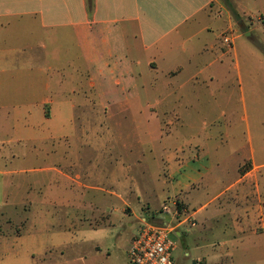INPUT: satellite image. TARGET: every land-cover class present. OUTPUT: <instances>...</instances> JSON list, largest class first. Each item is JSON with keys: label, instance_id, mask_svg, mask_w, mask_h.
Returning <instances> with one entry per match:
<instances>
[{"label": "rangeland", "instance_id": "rangeland-1", "mask_svg": "<svg viewBox=\"0 0 264 264\" xmlns=\"http://www.w3.org/2000/svg\"><path fill=\"white\" fill-rule=\"evenodd\" d=\"M219 1L230 12L219 11L222 19L213 25L212 38L219 39L222 33L223 48L230 51L234 39L249 30V20L231 16V0ZM198 5V1L192 4L195 8ZM145 9L142 24L156 22L150 6ZM165 10L158 14L160 30H165V23L161 22ZM203 16L204 13L200 14L198 20L204 22ZM226 16H231L230 24ZM205 36L200 34L187 44L190 51L185 55L192 63L187 79L201 69L204 59L196 51ZM226 36L233 40L231 47L223 41ZM129 38L132 44L138 42L135 34H129ZM179 43L174 44L176 52L184 55L185 48ZM241 43L245 46L251 42L243 36L238 40L243 61L250 62L252 58L243 51ZM17 45L19 41L9 33L0 38V264H44L41 253L49 245L45 242L46 234L53 232L61 233L64 243L53 251L54 256L61 258V264H73L71 260L80 255L94 253L97 244L89 241L88 229L82 226L97 225L104 216L110 222L116 221L119 213L112 215L106 209L123 205L121 200L139 209L138 214L142 208L143 215L164 218L159 208L173 195L165 157L172 148L190 139L199 138L209 152L204 163L214 165L212 180L213 176H224V186L238 173L253 171L257 184L264 190V82L262 77L251 81L244 68L247 89L243 94L232 62L234 57L227 58V65L202 70L197 75L201 83L187 85L180 99L173 95L157 105V93L150 85L155 75L149 66L152 51L136 53L138 64L117 69L121 88L116 93L107 88L99 101L96 89L88 87L86 79V71L98 75V69L88 68L75 39L61 36L47 51L35 48L25 55H11L9 51H15ZM255 72L261 76L264 68L257 66ZM205 80L209 86L203 88ZM254 87L256 91L252 92ZM127 95L133 101L139 99L133 111L122 106ZM49 99L62 105L44 104ZM71 105L73 117L67 114ZM176 105L184 121L178 129L175 127L181 124V118L173 116L172 110ZM42 108L47 117L53 108L62 109L64 114L55 113L47 120ZM172 130L174 134L170 135ZM94 143L99 148L91 149ZM253 150L256 164L251 161ZM186 152L189 160L196 161L197 149L187 148ZM71 160L78 161L77 170L70 168ZM53 169L72 175L78 171L85 185L113 187L123 199L82 188ZM90 170L94 176L88 179L86 173ZM206 183L207 179L203 180L201 191L206 190ZM120 184L125 187L123 190L118 188ZM110 229L114 236L107 241L108 246L112 243L113 259L117 257V264H128L127 230ZM137 231L134 228L131 233L136 235ZM171 237L179 242L174 264H183L184 260L192 264L190 258L184 257L185 248L180 240L174 234ZM255 248L253 256H238V263L264 264V248Z\"/></svg>", "mask_w": 264, "mask_h": 264}, {"label": "crops", "instance_id": "crops-1", "mask_svg": "<svg viewBox=\"0 0 264 264\" xmlns=\"http://www.w3.org/2000/svg\"><path fill=\"white\" fill-rule=\"evenodd\" d=\"M197 1L199 5L195 8L192 4H196ZM231 4L234 8L232 12L237 14L238 19L248 18L249 30L234 39L230 51L223 48L222 33L218 35L219 39L212 38L215 34L213 25L222 19L219 11L228 12L219 0H0V38L9 33L19 41L15 51H9L11 55L15 53L25 55L30 49L35 48L47 51L51 44L58 43L61 36L75 39L88 68L98 69V75H93L90 70L86 71L88 74L86 79L88 87L96 89L99 101L107 88L113 92L121 88L122 84L116 70L138 64L140 59L136 53L149 51L154 54L149 61V66L155 71L150 85L157 93L155 96L157 105L173 95L180 99L182 90L187 85L201 83L197 75H201L202 70L215 65H227L229 63L227 58L230 56L235 58L232 62L237 72V81L242 93L245 94L247 84L244 68L247 69L246 76H249L251 81L256 82L262 77L264 82V72L261 76L255 72L257 66L264 68V0H231ZM147 5L150 6L151 13H155L156 22L151 20L150 24H142ZM164 8L166 14L162 16L161 22L165 23V30H160L158 14ZM202 13L204 22L203 19L198 20ZM231 16L233 17L232 13ZM231 16H226L227 24L231 23ZM196 21L199 22L192 25ZM129 34H135L138 42L130 43ZM200 34L206 35V38L196 53L204 61L200 64L201 69L198 73L187 79L186 75L192 65L190 58L185 55L190 51L187 44ZM242 36L251 42L245 46L240 44L243 51L252 58L246 63L238 46V40ZM178 37L182 38L179 40ZM187 37L189 38L183 39ZM180 41V46L185 48L182 50L184 55L177 53V48L174 47V44ZM1 63L0 60V65ZM206 82L203 81L204 86L201 87H208L209 84ZM121 91L123 93L125 89L122 88ZM255 91V87L252 88V92ZM124 97L126 101L122 105L123 108L135 110L139 99L133 101L129 95ZM47 103L53 106L62 105L53 99L47 100L44 104ZM73 107L71 105V110H67L70 117L74 115ZM177 108L178 105L172 109L173 116L181 118V124L176 126V129L184 126L181 111H177ZM42 110L47 120L53 118L55 113L60 116L64 114L62 109L53 108L49 110L50 116L47 117L45 108ZM173 134L172 130L170 135ZM90 147L93 150L99 148L98 143ZM191 147L197 149L199 153L196 161L188 158L186 149ZM171 150L173 151L167 153L165 157L170 170L169 180L172 183L173 194L168 201L177 202L176 211L179 213L177 216H166L161 213V206L165 201L159 208V214L164 218H159L155 214L143 215L142 208L138 214L139 209L132 207L126 200H121L123 198L113 187L104 189L85 185L81 182L84 177L78 171L72 175L59 169L52 170L82 188L99 191L106 196L120 199L123 203L106 209L112 215L119 213L116 220L118 223L110 222L108 216H104L97 225L90 223L87 227L82 226L88 229L86 233L90 236L89 241L97 244L95 252L89 255L82 254L70 263L117 264V257L113 259L111 251L112 243L108 246L107 240L112 241L114 236L113 230L109 228L125 227L127 235L130 236L131 247L145 222L172 223L175 226L173 234L185 248L184 257L190 258L192 264H245L238 263V256L247 257L248 254L253 256L255 246L264 248V190L257 184L253 171L240 172L223 186L224 176L217 175L211 179L210 173L214 170V165L204 163L209 152L205 150V145L199 138L184 141ZM253 153L254 150L251 161L256 164ZM192 163L199 165L192 166ZM78 165L77 160L69 162L72 170H77ZM93 176L91 170L86 173L88 179ZM205 179L206 190L201 191L200 187ZM210 187L214 189L210 190ZM118 188L123 190L125 187L120 184ZM134 228L138 230L136 235L131 233ZM70 241H73V238H70ZM45 242L49 245L41 253L44 264H61V258L53 255V251L64 244L61 233L46 234ZM102 243L105 244L104 247L101 246ZM176 243L178 249L179 242ZM189 261L184 260L183 264H189Z\"/></svg>", "mask_w": 264, "mask_h": 264}, {"label": "built area", "instance_id": "built-area-1", "mask_svg": "<svg viewBox=\"0 0 264 264\" xmlns=\"http://www.w3.org/2000/svg\"><path fill=\"white\" fill-rule=\"evenodd\" d=\"M223 41L226 46H232L233 40L230 37H224ZM176 209L175 200L165 201L161 213L177 216L179 213ZM174 232L175 226L172 223L145 222L128 250L129 264H174L173 255L177 249V243L171 237Z\"/></svg>", "mask_w": 264, "mask_h": 264}, {"label": "trees", "instance_id": "trees-1", "mask_svg": "<svg viewBox=\"0 0 264 264\" xmlns=\"http://www.w3.org/2000/svg\"><path fill=\"white\" fill-rule=\"evenodd\" d=\"M231 13H232L234 18L238 19V16H237V14L235 12H231Z\"/></svg>", "mask_w": 264, "mask_h": 264}]
</instances>
